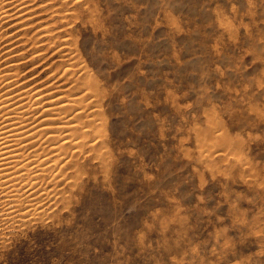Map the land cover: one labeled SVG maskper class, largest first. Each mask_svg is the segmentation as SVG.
<instances>
[{
	"label": "rangeland",
	"instance_id": "rangeland-1",
	"mask_svg": "<svg viewBox=\"0 0 264 264\" xmlns=\"http://www.w3.org/2000/svg\"><path fill=\"white\" fill-rule=\"evenodd\" d=\"M53 1L0 23V69L65 93L64 26L104 144L43 217L0 227V264H264V0H65L66 20Z\"/></svg>",
	"mask_w": 264,
	"mask_h": 264
},
{
	"label": "bare ground",
	"instance_id": "bare-ground-1",
	"mask_svg": "<svg viewBox=\"0 0 264 264\" xmlns=\"http://www.w3.org/2000/svg\"><path fill=\"white\" fill-rule=\"evenodd\" d=\"M64 1L65 0L59 2L58 5L56 4L57 7L54 9V14L52 16H59L60 14V16L65 20L69 18V13H63L62 8L65 5L68 6L67 1H70ZM74 1L72 0V2ZM76 1L77 4L81 2L79 0ZM52 2L54 1L52 0ZM50 4L54 3H51L50 1ZM82 4L83 3L81 2V5ZM38 6V4L35 5V7ZM66 6L64 10H66ZM35 7L34 0H0V23L14 20V22L10 24L14 23L15 26L20 27L21 29L19 31H21L22 29H27V27L25 26L28 25L29 27L30 22H28V20H31L32 18L28 19L25 22V19L22 18L23 16H19L24 15V13L26 12V14H28V12L30 11L29 13L31 17L33 11L35 10ZM13 9L14 11H16V13L9 12V10H12L13 12ZM70 9L72 10V7ZM66 11L69 10L67 9ZM37 13H39V11ZM34 14L36 15L35 12ZM34 14L33 16H35ZM26 17L27 16H25V18ZM40 20L41 19H38V22H43ZM45 26L46 24H44L43 27V29L45 30L44 36H46L47 34L50 35L53 30L55 31V28L48 27L49 25L47 27ZM41 28L39 27V29H37L36 31H39ZM17 29L19 28H16L15 30ZM36 31H33V34L36 35ZM60 31L63 32L62 37H64V39L63 45H61L62 47L59 52L61 54L59 56L60 61L58 62V66L61 65V61L65 63L64 72L62 71L63 76L64 74L68 76L66 80L70 82V85H67L68 89L67 91H65V93L63 92V94L61 93V95L59 94V96H55V93L53 94V91L51 95L46 96V94H48L51 89L48 90L49 92L45 91L44 89H46L45 86L50 82L44 86V89L39 88V86L38 88L33 87V85H28L27 87H25L21 82L22 75L20 73L22 72L19 71V65L18 63L13 61L14 59L10 60V63L8 61L6 65H3L5 67H2L0 69V227L4 226L6 229H11L19 226L22 227V225H25L27 222H32V219L35 218L34 220H36V217H43V214L48 211L46 209L50 208L53 204L59 202L60 200H63L65 198V192L67 191L66 188L69 186L72 187V185H74L76 175L81 169L84 168L83 164L85 162V154L90 153L92 149L96 148V146H98L96 144H102L99 142L102 140L99 139L98 143H94L97 141H94L93 143L91 142L92 136L95 135L94 133H97L98 130L100 136L102 137V131L100 128H98V123L99 127L100 125L102 127L104 121H102L104 117L99 115L102 113V110L101 108H98L100 104L97 102L100 101V99H97L98 96H96V94H98L99 92L94 89V87L96 88V84L94 83V76H92L93 79L90 77L93 74H91L90 70L87 71L88 68L86 69L84 67L85 62L81 60L83 65L82 63H80V59L82 58L78 59V56L76 55L79 52H77L78 50H76L77 53L75 52V46L73 47L74 39L71 37L72 35L70 36L69 30H67L63 26ZM70 31L72 30L70 29ZM18 35L19 33L16 36L18 37ZM0 36V38L2 39L4 37V33H1ZM56 37L58 36L56 35L55 39ZM28 38L30 39V37ZM34 42H32L31 46L34 45ZM16 44H13V46ZM76 44L77 43H75V45ZM7 48H10V46ZM54 48L55 46L53 47V49ZM25 49H22L23 52ZM46 50L44 49V52ZM40 51L43 52V49ZM17 52L20 51L18 50ZM53 52L55 53L56 50H53ZM11 53H14L13 50H10L7 53V56L11 55ZM35 54L37 55L39 53ZM23 55L24 54L20 52V59L23 57ZM31 56L33 57L34 54ZM20 61H22V59ZM60 67H63V65H61ZM54 70L51 71V73L54 72ZM88 72H90V75ZM59 73H61V71H59ZM33 75L34 74H32L28 78H31ZM59 76H56V79L53 76L54 80H50L57 81V77ZM26 79H23V81ZM62 82L64 83L65 81L63 80ZM59 83H57V86L58 88H61L59 87ZM33 84L36 83L34 82ZM52 84L50 83L49 85ZM65 87L66 86L62 88L65 89ZM55 88L57 90H60L57 87ZM94 90L95 92H93ZM46 97L47 99H45ZM100 110L101 113H99ZM99 119L101 121H99ZM101 122L102 124H100ZM92 130H94L95 132L92 133ZM99 133L97 134L98 137H100ZM94 138L97 139L95 136ZM102 147L104 146L99 147V149ZM99 149H96V153L99 151ZM102 153H100L101 156L99 152L97 155H99L100 157H104ZM92 154L89 156H92ZM88 160L86 159V161ZM104 160L101 161L104 162ZM80 173L82 172L80 171ZM78 176L81 177L79 174ZM77 184L78 182L76 183V185ZM70 190L72 189L70 188Z\"/></svg>",
	"mask_w": 264,
	"mask_h": 264
}]
</instances>
